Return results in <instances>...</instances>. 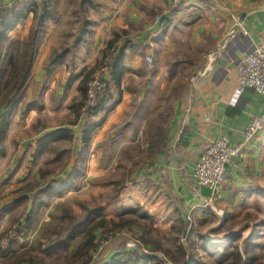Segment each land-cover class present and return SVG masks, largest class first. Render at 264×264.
<instances>
[{"label":"crops","instance_id":"obj_1","mask_svg":"<svg viewBox=\"0 0 264 264\" xmlns=\"http://www.w3.org/2000/svg\"><path fill=\"white\" fill-rule=\"evenodd\" d=\"M42 1L47 5L43 21ZM29 6L36 12H27ZM7 9L26 13L9 32L10 43L26 39L34 29L43 30V38L25 99L6 124L7 109L0 106V224L20 200L31 211L38 202L82 203L91 200V193L99 197L105 188L91 183L107 173L100 162L105 154L110 160L117 157L112 145H141L140 153L132 151V160L140 158L141 165L128 171L125 186L103 204L106 213L118 215L122 208L139 205L167 228L187 216L193 224L198 212L211 211L219 220L211 228L226 227L221 241L234 235L247 239L255 230L254 238L264 240V130L242 144L250 119L264 115V95L247 89L237 96L240 58L264 31V0H0V10ZM158 15L169 25L157 22ZM13 22L10 18L5 25ZM113 40L107 98L88 117L83 111L85 72ZM54 51L62 52L60 63L53 64ZM161 51L193 69L168 109L153 105L151 95L164 92L169 75L146 71V56L157 61ZM120 54L123 69L116 80ZM224 135L240 153L228 166L221 198L214 207L205 206L211 191L199 187L194 166L204 149ZM65 142L72 146L59 181L47 189L26 187L35 170L45 174L38 159L56 154L53 147ZM23 188L26 192L19 195Z\"/></svg>","mask_w":264,"mask_h":264},{"label":"rangeland","instance_id":"obj_2","mask_svg":"<svg viewBox=\"0 0 264 264\" xmlns=\"http://www.w3.org/2000/svg\"><path fill=\"white\" fill-rule=\"evenodd\" d=\"M62 8L67 10L70 7L64 5ZM75 17L76 16L74 15L71 19H75ZM9 40L10 39L8 38V44H10ZM106 53H109V50L106 49L103 55H105ZM158 55L159 56H157V61L153 57V64L151 66L147 65L146 71H155L157 73L164 72L165 74L169 75V80H167L166 76V80H164V92L161 91L159 92V94L153 93L151 95V102L153 103V105L157 104L160 106L163 104L164 107L168 109L169 103L173 99L177 98L179 94H181L186 83H188V79L191 76L193 69L187 66L180 65L179 63L176 64L174 62L175 58L173 55L170 56L168 55V53H164L163 51H161ZM100 61L101 59L98 61V63L94 64L89 70L85 72V75H87L86 77H89V80L93 75L92 73L96 71ZM3 85L4 81L0 82V103L1 96L3 95V93H5V88L3 87ZM40 95H43V93H41ZM36 97L39 98L41 96ZM24 99L25 97L22 101H24ZM21 102H19V104ZM92 116L94 115H88V117ZM9 119L10 117L8 118V120ZM71 146L72 144L70 142H65L63 144H57V146L53 147L54 150H57V153L59 151L63 152L62 155L58 153L59 156L56 160H53V158L55 157V155H57V153H53L50 155L47 154L44 157H40L38 159L37 167H42L44 171L46 170L45 174L41 173L39 175V170H35L36 175H30L29 177H27L30 182L26 187L30 186V188L32 189H40L46 187L47 189L51 187L52 183L55 184L54 181H59V172L67 162L66 158L69 152L68 149H70ZM124 147L128 151H123ZM133 147L134 145H112V149L114 151H119L117 153V157L113 160H110L108 158V155L105 154V159H101L100 162L104 169H106L107 173L102 176H97L92 180L91 183L100 184L103 189L105 188L104 191H101L99 197L92 198L93 196L91 193V200L82 203L76 200H66L64 202L59 201L55 203H48V205L45 204L44 206L39 208V211L37 213L34 214L33 225L31 227L27 226V218L30 216L31 211L29 210L27 204L24 205L25 201L20 200V203L18 205L11 206V211L8 213L9 216L7 218V222L0 224V242L6 237H12H10L9 243L6 246L0 245V249H6V247L10 245V242L12 240L13 251L10 255L7 256H2L0 253V264H82V260L77 261L75 259L74 252L77 250L78 245L82 241L81 235L84 231V227L82 226L84 221L87 220L86 223L91 225L98 223L100 220L98 210L100 209H103V213L109 220L113 218L118 221V216L124 209L122 208L121 212L118 215L117 212L113 215H110L112 213H106L108 209L107 207L105 208L103 204L109 199L118 195L119 191L121 190V186L116 185V183H120L123 181L124 187V184H126L129 179L128 174L131 173V169L141 165L140 158L132 160V151H137L138 153H140L142 150L141 145H136L135 149ZM68 180H70V178H68ZM109 184H112L113 188L109 189ZM26 190L27 188H23L21 189V191L18 190L20 191L19 195H22L23 192H26ZM41 192L42 191H38L37 195ZM72 197L74 199L76 198L75 196ZM49 200H51V198H49ZM54 201L55 200H53V202ZM74 220L80 223V227H77L74 232L73 230L71 231L73 234L70 237L69 247H65L61 242L56 243L55 241L57 237L61 233H67L68 230H66V227L68 228ZM193 221L195 224H190V217L187 216L183 219L181 218L180 221L171 223L169 226H167V228H164V226L157 224L154 218V221L152 222V226L154 229H151L152 231L150 230L151 232H149V236L152 237V239H155V241H157L158 244H161L165 249H171L172 251H175L177 241H181L183 243L187 242V237L186 235H184L185 229L187 230V232L192 231L195 236V244L193 245L192 249L193 251L198 252L197 255L193 254L195 258L197 257L201 259L203 264H228L227 262L218 263L216 258L211 257L206 251L202 249L200 240L197 238V236L203 235L208 239H216V242L221 241L220 239H223L225 237L224 233H226V227L224 230L223 228H220L221 226L217 227L218 229L211 228L213 223L217 224L219 222L217 217L211 211L198 212ZM211 222L213 223L211 224ZM141 223L144 224L146 222ZM20 224L21 227H19ZM183 226H185L186 228H184V231L181 232V230L179 229H182ZM108 227H111V225L109 224ZM104 229L105 228H103V230ZM101 231L102 228L98 229L97 233H101ZM114 232H117V235L114 236L113 232H107L105 234V237L109 236V238L103 241V243L101 244V248L98 251H92L93 258L96 260L95 264H105V262L108 261V259L111 257L110 255H115L118 252H122L124 246H126V248H139L141 251H144V253L146 252L149 254H154V252H152L151 250L157 248L158 244L155 245V243L148 244V246L143 244V242L141 241V236L146 237L148 236V234H146V232L143 231L138 225L133 226L129 229L125 228ZM256 232H258V230H255L254 234ZM259 237H261V235ZM229 238L230 237L224 240H227ZM248 240V238H239L241 251L243 252L245 247L248 245L247 247H249L251 255L256 256V259H253V262L251 264H264V240H262L261 238H254L251 243L249 242L250 244L248 243ZM252 243L257 244L253 245ZM160 254H163L164 257L168 260L167 256L162 251L156 252V255L158 256L160 261L162 260L163 263H165ZM189 256L190 254L187 255V258H191V256ZM157 261L158 260H154L152 264L158 263ZM170 262L171 261L168 260L167 264H170ZM184 262L185 259H183L182 264H184Z\"/></svg>","mask_w":264,"mask_h":264},{"label":"trees","instance_id":"obj_3","mask_svg":"<svg viewBox=\"0 0 264 264\" xmlns=\"http://www.w3.org/2000/svg\"><path fill=\"white\" fill-rule=\"evenodd\" d=\"M37 6V5H35ZM35 6H29L27 12L35 11ZM42 10H41V21L44 12L47 10L46 3L42 1ZM26 13H16L15 10L7 9L0 10V82L4 81L3 87L5 88V93L1 96L0 106H5L7 112L5 114L4 124L7 123L8 118L12 114V110L21 102L24 98V89L26 84L31 76V71L33 68V64L35 58L39 52L40 45L42 43L43 38V30L37 31L36 29L30 32L28 38L24 40H17L13 43L8 44L7 40L9 37V32L16 26L18 20L25 18ZM13 18L15 22L12 24H7V21ZM162 25L165 27L169 25L168 18H161ZM114 40L110 41L107 47V50L110 51L112 45L114 44ZM65 49H62V52ZM62 52L54 51L52 54V62L53 64H57L61 62ZM107 54V53H106ZM122 55H118L117 62L115 64V78L116 80L119 77L121 70L123 69V62L119 59ZM114 64H112L113 66ZM93 74V73H92ZM85 84L83 87V91L85 92V100H86V89L87 84L89 82V77L85 79ZM107 97L104 98V100ZM103 100V102H104ZM85 103V101H84ZM83 103V105H84ZM32 106V103H28V109ZM99 110V109H98ZM161 134V130L159 129V135ZM155 145V143H153ZM75 178V175L70 177V180L66 181V184L63 187H67L70 185L72 180ZM116 185L123 187V181L120 183H116ZM125 186V184H124ZM120 190V189H119ZM118 190V191H119ZM61 195L62 192H59ZM48 205V203H34L31 214L27 218V226L31 227L33 225V217L34 214L39 211L44 205ZM99 214V222L95 224H87V220L84 221L83 227L84 231L81 235V243L78 245L77 250L74 252V257L77 261L82 260V264H95L96 260L93 258L92 251H98L101 248V244L104 240H107L108 237H105L107 232H113V235H117V232L122 229H129L133 226H139L143 231L148 234V236H141V241L143 244L148 246V244L155 243L157 245V241L152 239L149 236V232H151L154 228L152 226V222L154 221L153 215L144 211L142 207H130L124 208L120 215L118 216V221L116 219L109 220L105 214L103 213V209L98 210ZM146 222V223H141ZM78 221H73L69 227H66L67 233H61L57 239L56 243H63L65 247H69L70 245V237L73 234L71 231L80 227ZM111 227H108V225ZM21 227V224L20 226ZM175 227V226H174ZM102 228L101 233H97L98 229ZM103 228H105L103 230ZM148 228V229H146ZM185 226L182 229L184 231ZM152 229V230H151ZM151 230V231H150ZM71 232V233H70ZM112 234V233H111ZM194 234L192 231L187 232V242L183 243L181 241H177L176 250L172 251L171 249H165L161 244L157 245L156 249L151 250L154 252L153 255L149 253H144L139 248L135 247H123L122 252H118L115 255H110L111 257L105 264H152L154 260H158V263L155 264H166L158 258L156 252L162 251L170 260V264H182L183 259H185L184 264L187 263V255L190 254V264H203L201 259L195 258L193 256L197 255L198 252L193 251V245L195 244ZM256 235L251 234L248 238V243L254 239ZM200 240V245L202 249L206 251L211 257L216 258L218 263L227 262L228 264H251L253 259H256L255 255H251L249 251V247H245L242 252L239 245V237L237 235L231 236L229 239L224 241H210L206 239L203 235L198 236ZM249 243V244H250ZM253 245L257 243H252ZM1 250V249H0ZM13 251V241L11 240L10 245L6 247V249H2L0 251L2 256L10 255ZM189 256V257H190Z\"/></svg>","mask_w":264,"mask_h":264},{"label":"built area","instance_id":"obj_4","mask_svg":"<svg viewBox=\"0 0 264 264\" xmlns=\"http://www.w3.org/2000/svg\"><path fill=\"white\" fill-rule=\"evenodd\" d=\"M160 20L161 16L158 15L156 21L159 22ZM113 59L112 50L103 55L96 71L93 72L87 84L86 100L83 105V111L87 116L95 115L98 112L107 95V75L111 73ZM146 63L148 66L153 64L152 55L146 56ZM237 71L238 97L247 89L255 90L264 95V31L261 33L254 48L242 55ZM263 130L264 115L253 116L243 130L242 144H247ZM239 153L240 147L233 146L230 143V138L224 135L215 139L200 154L194 166V177L199 187H206L211 191V196L205 202V206L214 207L215 201L221 198L229 180L228 166L234 158L239 156ZM10 237L3 239L0 245L6 246Z\"/></svg>","mask_w":264,"mask_h":264},{"label":"water","instance_id":"obj_5","mask_svg":"<svg viewBox=\"0 0 264 264\" xmlns=\"http://www.w3.org/2000/svg\"><path fill=\"white\" fill-rule=\"evenodd\" d=\"M166 16H167V15H166ZM186 233H187V230L185 229V231H184V235H186ZM151 255H153V254H151ZM160 256L164 259L165 263L167 264V263H168V260L164 257V255H163V254H160ZM186 264H190V258H188Z\"/></svg>","mask_w":264,"mask_h":264}]
</instances>
